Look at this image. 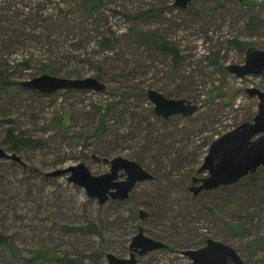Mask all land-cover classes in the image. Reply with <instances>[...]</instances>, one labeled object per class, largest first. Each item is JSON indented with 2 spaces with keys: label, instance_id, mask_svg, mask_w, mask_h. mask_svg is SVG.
<instances>
[{
  "label": "rangeland",
  "instance_id": "obj_1",
  "mask_svg": "<svg viewBox=\"0 0 264 264\" xmlns=\"http://www.w3.org/2000/svg\"><path fill=\"white\" fill-rule=\"evenodd\" d=\"M100 1L88 11L85 0H0V145L20 158L0 157V234L19 253L0 242V264H28L38 250L48 252L30 264H108L107 253L129 257L139 227L168 244L137 254L141 264H190L182 251L205 237L234 246L244 264H264L263 169L256 179L190 190L200 184L194 177L209 176L199 169L212 141L258 111L247 90H264V74L238 77L226 67L244 64L245 47L264 48V0H192L188 8L177 0ZM150 34L177 48V63ZM43 74L96 77L106 90L46 95L21 85ZM150 89L198 109L164 118ZM17 137L44 144L14 150ZM117 156L153 174L124 202L100 204L67 175L46 176L80 162L103 174L105 159ZM89 223L99 233L67 228Z\"/></svg>",
  "mask_w": 264,
  "mask_h": 264
},
{
  "label": "water",
  "instance_id": "obj_2",
  "mask_svg": "<svg viewBox=\"0 0 264 264\" xmlns=\"http://www.w3.org/2000/svg\"><path fill=\"white\" fill-rule=\"evenodd\" d=\"M237 1L247 4L258 0ZM191 2L192 0H177V5L188 8ZM260 3L264 4L263 1ZM226 69L238 77L263 75L264 48H248L244 64H231ZM21 85L46 95L59 90H94L99 92L106 90V84L96 77L73 79L48 74L22 81ZM247 92L251 97L258 99L257 113L251 121L243 122L212 141L203 165L199 169L208 171L209 176L194 177V183L200 182L199 185L190 187L194 195H198L202 190L236 184L241 178L255 173L258 168L263 169L264 179V90L251 87ZM148 96L154 104L155 113L164 118H169L172 115L188 117L198 109L196 104L185 98H170L155 89H150ZM0 157L20 161L16 154L8 153L1 145ZM105 161L110 162L111 167L108 172L103 174H93L84 162H80L56 169L46 176L67 175L70 182L84 188L87 195L97 199L100 204L109 199L128 200L137 183L153 179V174L134 160L117 156L111 160L105 159ZM136 213L139 218L148 216V212L140 207L136 208ZM163 248H168V244L147 236L143 227H139V231L131 239L129 257H119L113 253H107L108 264H141L136 258L137 254L142 255ZM182 254L191 260L190 264H244L241 255L234 246L213 238H208L206 243L199 248L182 251Z\"/></svg>",
  "mask_w": 264,
  "mask_h": 264
},
{
  "label": "trees",
  "instance_id": "obj_3",
  "mask_svg": "<svg viewBox=\"0 0 264 264\" xmlns=\"http://www.w3.org/2000/svg\"><path fill=\"white\" fill-rule=\"evenodd\" d=\"M100 2H101L100 0H85L84 6L86 7V9L88 11H90V10L96 8L100 4ZM150 37L152 39V45L156 49L160 50L161 52H164V53H167V54L171 55L174 58V61L176 63L178 62V59L180 58L179 51L177 50V48L171 42H169L163 36H157V35H154V34H150ZM245 48H246V51H247V49L250 48V46L245 47ZM0 77H2V76H0ZM34 93H36V92H33V94ZM101 123H102V120H101ZM11 134L12 133L9 132V136H11ZM7 138H9V137H7ZM13 141H14V146H13L14 150H18L22 146L41 147L44 144V141L42 139L31 138V137H21V138L17 137V138H13ZM258 172H261V169H259L257 172H255L253 174H249V176L250 177L254 176V179H256V176H257L256 174ZM259 178L261 179V176ZM124 201H127V200H123L121 202H124ZM130 206H131L130 208H132V210H135V214L137 215L136 208L138 206H136L134 204H130ZM234 227H236V226H234ZM67 228L83 230V231H93V232H98L99 233V230H98L97 226L94 223H89L88 225L79 226V227H75V228H70V227H67ZM204 239H205V242H206L208 237H205ZM0 242L9 244L14 255L17 256L19 254L17 252L16 247L10 243L8 236L0 234ZM47 252L48 251H41V250H38L37 252L35 251L33 256H31L30 258L26 259V262L28 264H30L33 260H35L37 258L44 257ZM59 259L61 261H66L68 263L75 261L74 259H70V258H67V257H59Z\"/></svg>",
  "mask_w": 264,
  "mask_h": 264
}]
</instances>
